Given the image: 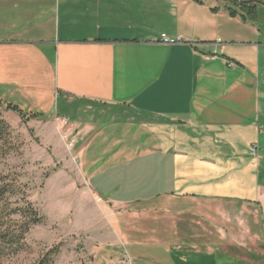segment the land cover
<instances>
[{"label": "crops", "instance_id": "crops-1", "mask_svg": "<svg viewBox=\"0 0 264 264\" xmlns=\"http://www.w3.org/2000/svg\"><path fill=\"white\" fill-rule=\"evenodd\" d=\"M230 7L229 0H0V100L49 121L65 119L53 113L61 99L139 119L79 131L83 168L99 190L107 174L97 161L110 158L112 186L128 195L118 203L235 205L264 221V33L257 16L235 9L233 17ZM125 130L141 132L145 144L118 136L104 146L106 134ZM176 216L199 238L214 234L208 212Z\"/></svg>", "mask_w": 264, "mask_h": 264}, {"label": "rangeland", "instance_id": "rangeland-1", "mask_svg": "<svg viewBox=\"0 0 264 264\" xmlns=\"http://www.w3.org/2000/svg\"><path fill=\"white\" fill-rule=\"evenodd\" d=\"M255 23L264 33L262 4L258 6ZM53 113L65 119L40 118L24 122L5 105L0 107V119L11 129L10 137L0 146V176L5 178L7 189L15 193L3 213L5 223L14 227L10 219L19 226L25 222L12 212L23 206L24 198L44 218L41 224L31 227L19 254H2L5 256L3 264H37L54 247L60 249L55 264H198L200 258L203 261L200 264H207V252L212 255L224 252L236 259L235 264H264V221L260 214H253L248 208L245 211L235 205L217 203L208 208L187 200L171 199L118 203L117 198L128 195L118 193L112 186L108 176L112 163L110 158L104 157L96 164V169L106 170L107 174L100 190L107 192L102 194L104 199L117 203L106 201L90 190L100 191L93 183L90 166L83 168L85 160L80 148L86 138L79 136L83 125L134 123L139 119L115 117L105 109L62 99L56 101ZM76 122L79 125H75ZM131 133L128 130L118 131L116 135L110 132L106 134L104 146L111 148L118 136L127 137L129 141L136 138L138 146L145 144L141 132L136 133L137 136ZM187 210L197 215L210 213L209 227L214 234L199 238L192 232L191 224L178 222L182 219L176 213L184 214ZM221 210L230 216H219ZM165 211L172 212L173 217L171 214L167 217ZM213 215H216L214 219ZM174 226H178L176 233H172ZM179 228L184 232H177ZM221 229L226 231L223 240L219 239ZM202 245H210L212 249L203 251ZM194 246L200 250L192 249Z\"/></svg>", "mask_w": 264, "mask_h": 264}, {"label": "trees", "instance_id": "trees-1", "mask_svg": "<svg viewBox=\"0 0 264 264\" xmlns=\"http://www.w3.org/2000/svg\"><path fill=\"white\" fill-rule=\"evenodd\" d=\"M231 7L228 9L229 14L233 17L236 16L237 10H242L251 18L257 16V8L259 4H264L263 0H229ZM5 105L6 109L17 114L24 122L28 120H38L42 117L40 114L36 113H27L22 110L18 105H15L11 102H6L0 100V107ZM8 123L0 119V146L3 145L8 137H10L11 131ZM4 177L0 176V264H3L4 257L2 254H19L25 246L26 236L29 233L31 227L39 225L42 223L43 219L39 216L38 211L35 209L34 205L23 199V206L16 207L12 212L13 215L19 216V218L25 220L22 225H17V222L14 219H10L12 224L15 226L7 225L5 223V218L3 213L5 208L10 204V197L14 196L15 193L9 191L4 185ZM60 253L59 247H54L48 250L38 261L37 264H55V260ZM7 256V255H6ZM209 261L207 264H231L234 263V258L226 255L224 252H217L211 256H207ZM257 258V256H255ZM264 258V257H263ZM206 264V263H205ZM263 264V263H257Z\"/></svg>", "mask_w": 264, "mask_h": 264}, {"label": "built area", "instance_id": "built-area-1", "mask_svg": "<svg viewBox=\"0 0 264 264\" xmlns=\"http://www.w3.org/2000/svg\"><path fill=\"white\" fill-rule=\"evenodd\" d=\"M162 42L163 43H166V44H173V43H175V42H177L176 40H170V39H168L167 37H162ZM232 65V64H231ZM264 133V132H263ZM256 150H257V147L255 146L254 148H253V154H255V152H256Z\"/></svg>", "mask_w": 264, "mask_h": 264}]
</instances>
